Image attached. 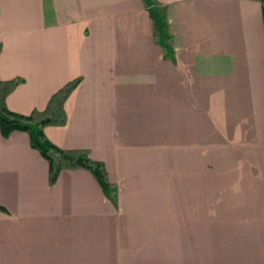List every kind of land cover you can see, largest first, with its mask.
Masks as SVG:
<instances>
[{
    "label": "crops",
    "instance_id": "1",
    "mask_svg": "<svg viewBox=\"0 0 264 264\" xmlns=\"http://www.w3.org/2000/svg\"><path fill=\"white\" fill-rule=\"evenodd\" d=\"M0 42L12 111L82 77L44 132L112 187L0 129V264H264V0H0Z\"/></svg>",
    "mask_w": 264,
    "mask_h": 264
},
{
    "label": "trees",
    "instance_id": "2",
    "mask_svg": "<svg viewBox=\"0 0 264 264\" xmlns=\"http://www.w3.org/2000/svg\"><path fill=\"white\" fill-rule=\"evenodd\" d=\"M172 41V36L168 38ZM3 43L0 42V54ZM82 77H77L56 91L45 109H35L30 114L12 111L8 97L23 82L22 78L3 80L0 77V129L5 137L14 131H24L30 136L31 146L38 150L49 163L50 184L55 185L63 170H86L91 173L105 192L112 190L109 173L103 162L93 160L88 149H62L53 144L44 130L48 126H65L68 123L66 102L79 86ZM0 211L7 209L0 205Z\"/></svg>",
    "mask_w": 264,
    "mask_h": 264
}]
</instances>
